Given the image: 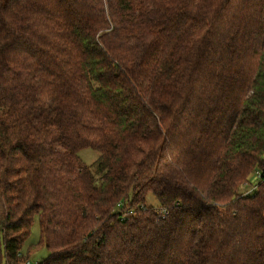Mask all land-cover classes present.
<instances>
[{"label": "trees", "instance_id": "trees-1", "mask_svg": "<svg viewBox=\"0 0 264 264\" xmlns=\"http://www.w3.org/2000/svg\"><path fill=\"white\" fill-rule=\"evenodd\" d=\"M37 216L39 264H264V0H0V264Z\"/></svg>", "mask_w": 264, "mask_h": 264}, {"label": "rangeland", "instance_id": "rangeland-1", "mask_svg": "<svg viewBox=\"0 0 264 264\" xmlns=\"http://www.w3.org/2000/svg\"><path fill=\"white\" fill-rule=\"evenodd\" d=\"M81 159L87 164H93L97 158L99 157V152L92 150V149H85L80 152ZM258 183V179L253 176L251 180V184L254 186ZM250 185L243 188V192L247 193L250 191ZM147 205L150 206H158V202L152 195H149L147 198ZM41 229L39 224L38 216L34 219L32 231L30 238L26 241V244L23 248V255L25 256L24 259L28 257V262L30 264H39L40 262L44 261L48 258L50 252L48 249L43 246L41 243ZM27 256V257H26ZM23 259V260H24Z\"/></svg>", "mask_w": 264, "mask_h": 264}, {"label": "built area", "instance_id": "built-area-1", "mask_svg": "<svg viewBox=\"0 0 264 264\" xmlns=\"http://www.w3.org/2000/svg\"><path fill=\"white\" fill-rule=\"evenodd\" d=\"M254 176L258 179V183L256 185H252L251 183L248 184L247 186L250 185V191H248L247 193L245 192V194H252L258 187L259 183H260V180H261V177H262V172L261 170H257L255 173H254ZM155 212L156 214L158 215V217L160 219H164L167 215H168V211L166 209H163V208H160V207H156L155 208ZM134 213V210H130V211H127V215H130V214H133Z\"/></svg>", "mask_w": 264, "mask_h": 264}, {"label": "bare ground", "instance_id": "bare-ground-1", "mask_svg": "<svg viewBox=\"0 0 264 264\" xmlns=\"http://www.w3.org/2000/svg\"><path fill=\"white\" fill-rule=\"evenodd\" d=\"M28 264H30V263H28Z\"/></svg>", "mask_w": 264, "mask_h": 264}]
</instances>
